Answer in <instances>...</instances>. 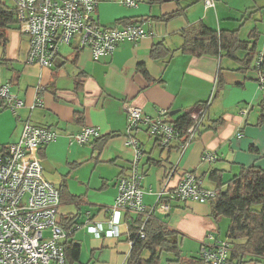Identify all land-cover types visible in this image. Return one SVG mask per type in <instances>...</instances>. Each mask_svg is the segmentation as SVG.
<instances>
[{"label": "crops", "instance_id": "crops-1", "mask_svg": "<svg viewBox=\"0 0 264 264\" xmlns=\"http://www.w3.org/2000/svg\"><path fill=\"white\" fill-rule=\"evenodd\" d=\"M117 1L100 0L95 12L99 24L138 22L150 35L135 44L121 42L111 55L97 61L88 49L68 45L63 52L59 49L52 67L28 63L29 39L15 24L4 30L0 41V85L8 83L11 93L24 103L15 114L0 106V149L18 141L25 121L57 134L38 156L44 177L74 198L67 200L63 195L59 206L63 227L80 225L66 241L80 246L78 261L72 264H128V241L135 230L130 223L137 220L136 215L124 216L118 237L97 238L84 227L86 218L106 225L119 177L128 174L134 156L127 138L134 137L144 153L139 167L147 210L161 187H174L183 170L194 172L206 189L216 191L226 189L243 167L264 168V112L260 106L264 86L259 84L255 66L257 56L264 57V0H213L210 7L204 0H143L142 4L136 0L135 7ZM180 9L175 17L161 20ZM196 24L217 32L236 30L239 39L254 48L252 62H242L247 54L243 49L233 58L182 52L181 32ZM155 46L164 49L159 57L151 54ZM207 101L197 137L183 149L179 140L163 149L143 131H127L125 103L151 117L167 109L165 118L175 122ZM173 110L179 111L171 114ZM217 120L222 123L215 126ZM86 126L95 127L100 136L91 144L79 145L73 136ZM205 152L214 153L216 159L204 161ZM171 167L176 171L167 177ZM212 172L221 181L219 188L210 178ZM210 208V201H173L167 213L152 216L175 230L180 243L192 241L197 246L193 258L180 252L184 264H198L208 234L222 237L220 222L224 218L216 224ZM225 219V238H229L230 221ZM231 253H237L233 244ZM231 253L227 264H244L252 258L241 252L234 258ZM143 254L142 259L148 261L150 253Z\"/></svg>", "mask_w": 264, "mask_h": 264}, {"label": "built area", "instance_id": "built-area-1", "mask_svg": "<svg viewBox=\"0 0 264 264\" xmlns=\"http://www.w3.org/2000/svg\"><path fill=\"white\" fill-rule=\"evenodd\" d=\"M17 30L29 39L27 62L52 67L62 45L76 49H88L94 61L111 55L117 45L128 41L137 43L150 35L140 23L122 26H103L95 18L100 0H12ZM127 7L137 6L136 0H121ZM0 4L5 2L0 0ZM205 6H213V0H204ZM6 6V5H5ZM255 66L259 84L264 86V57L257 56ZM40 90V89H38ZM38 101V99H37ZM24 105L23 100L11 93L9 84L0 85V106L16 113ZM209 101L194 107L188 113L184 129L165 117L167 109H161L155 117L141 108L124 104L127 131H143L155 140L160 148H167L179 140L181 149L191 143L202 126ZM100 136L92 126H86L73 136L79 144H91ZM57 137L54 130L25 121L19 139L0 149V264H68L64 243L80 228L79 224L63 227L59 218L60 193L57 187L43 175L38 151ZM134 150L129 172L121 175L117 195L110 209L105 227L100 222L86 218L84 225L95 237H118L123 218L127 214L141 219L128 241L132 247L137 239L145 237L146 221L157 213H167L173 201L208 202L216 197L215 190L206 189L200 177L183 170L172 188L161 187L154 205L146 209L143 202L142 179L139 162L143 157L140 143L127 138ZM204 161H214L216 155L205 152ZM176 171L171 167L170 177ZM198 254V264H227L232 251L229 238L218 240L207 235Z\"/></svg>", "mask_w": 264, "mask_h": 264}, {"label": "trees", "instance_id": "trees-1", "mask_svg": "<svg viewBox=\"0 0 264 264\" xmlns=\"http://www.w3.org/2000/svg\"><path fill=\"white\" fill-rule=\"evenodd\" d=\"M180 12L181 9L162 17L161 20L171 19ZM122 23L131 22L123 21ZM14 24L12 8L0 4V41L4 30ZM181 36L183 43L179 49L195 56L214 55L233 58L237 50L243 49L247 50L242 61L245 65L250 64L255 57L254 48H249L248 42L241 41L236 30L217 32L202 24H196L183 29ZM162 49L155 46L151 51L152 56L159 57L162 54ZM144 74L147 73L144 71ZM260 106L261 112H264V102ZM188 121V114L185 113L175 121V124L180 129H184ZM221 123V120H217V123L214 124L218 126ZM213 175L215 172L211 173L210 178L216 182L219 188L221 181L218 176L212 177ZM216 192V197L210 200L211 216L214 222L217 224L221 218L229 219L227 235L232 240L230 242L237 253L241 252L251 256L250 260L264 258V168L255 165L243 167L241 172L228 183L226 189H216ZM59 193L60 201L64 200L63 195L67 200L74 199L60 190ZM140 221V218L132 221L130 228L136 229ZM179 243L178 233L175 230L162 225L151 217L145 224V237L137 239L131 247L128 264H156L161 252L174 254V258L168 259L170 264H184L180 255ZM64 249L68 264L78 261L80 254L78 243H64ZM146 251L150 253L148 261L142 259V254ZM237 253H231L232 257H239ZM197 263H199L198 260Z\"/></svg>", "mask_w": 264, "mask_h": 264}, {"label": "rangeland", "instance_id": "rangeland-1", "mask_svg": "<svg viewBox=\"0 0 264 264\" xmlns=\"http://www.w3.org/2000/svg\"><path fill=\"white\" fill-rule=\"evenodd\" d=\"M5 2V5L7 7H11L13 2L12 0H2ZM108 1H114V0H108ZM121 0H118L117 2H120ZM140 3L143 1V0H138ZM143 3V2H142ZM141 3V4H142ZM110 24V23H108ZM70 47L67 46V45H62L60 47V50L61 52L65 51L66 49H69ZM145 137V136H144ZM143 160V158H142ZM179 178V177H178ZM59 211V210H58ZM227 224H228V221L224 218L221 220L220 222V228H221V233H222V237H216L218 240H224L226 239L225 238V231L227 229ZM85 227V226H84ZM86 228V227H85ZM82 232V231H81ZM179 246H180V252L182 254L183 257H186V258H193L192 256H195L196 253H197V246L194 244V242L192 241H184L182 243H179ZM146 255H148V252H145L143 254V257H145ZM159 259L157 260V263L156 264H168V261L167 259H171V258H174V254L172 253H167V252H161L159 254ZM250 259V258H249ZM244 264H264V258H256V259H252L251 261H248V262H245Z\"/></svg>", "mask_w": 264, "mask_h": 264}, {"label": "water", "instance_id": "water-1", "mask_svg": "<svg viewBox=\"0 0 264 264\" xmlns=\"http://www.w3.org/2000/svg\"><path fill=\"white\" fill-rule=\"evenodd\" d=\"M179 110H173V111H171V114H175V113H177Z\"/></svg>", "mask_w": 264, "mask_h": 264}]
</instances>
